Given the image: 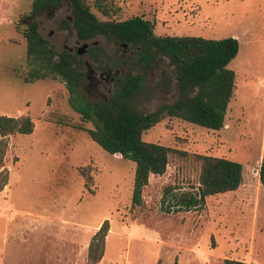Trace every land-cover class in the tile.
<instances>
[{
	"label": "rangeland",
	"instance_id": "rangeland-1",
	"mask_svg": "<svg viewBox=\"0 0 264 264\" xmlns=\"http://www.w3.org/2000/svg\"><path fill=\"white\" fill-rule=\"evenodd\" d=\"M85 1L105 19L94 0ZM109 1L119 9L113 18L141 16L155 25L157 36L238 40L239 54L229 65L236 73V89L225 119L228 127L211 131L166 118L145 132V141L174 152L166 173L151 175L142 205L134 206L136 163L90 139L87 130L94 125L70 107L65 82L23 81L31 68L22 31L33 20L35 0H0V116H29L35 123L33 134L7 139L9 182L0 192V264H89L90 242L106 220L110 231L98 264H225L227 259L264 264V187L259 179L264 159V0ZM35 21L59 53L77 54L84 44L107 53V69L81 56L89 75L81 90L91 100H108L116 79L140 72L130 45L103 36L79 40L68 0ZM177 97L172 68L163 58L132 103L152 111ZM198 155L241 163L242 185L208 198L198 211L164 212L165 188L173 186L180 193L199 187ZM87 166L92 168V193L80 171Z\"/></svg>",
	"mask_w": 264,
	"mask_h": 264
},
{
	"label": "trees",
	"instance_id": "trees-1",
	"mask_svg": "<svg viewBox=\"0 0 264 264\" xmlns=\"http://www.w3.org/2000/svg\"><path fill=\"white\" fill-rule=\"evenodd\" d=\"M64 0H35L31 12L32 22L22 31L27 47L30 70L23 81L39 80L65 82L70 107L85 123H92L87 133L93 141L112 155L136 163L133 205L143 203L142 193L151 175H164L174 150L158 143L147 142L143 134L166 118L221 131L229 105L236 89V73L229 68L237 57L240 45L237 39H206L198 36H157L155 25L141 16L126 20L113 18L119 9L109 0H94L95 8L105 17L101 19L85 0H68L76 35L81 41H91L98 36L117 44L136 49V65L140 72L127 73L115 80V87L108 100H91L82 87L89 78L85 64L78 54L59 53L46 39L35 21L43 11H55ZM66 25H68L65 22ZM89 57L109 68L107 53L98 45L88 49ZM98 55L102 57L99 61ZM168 60L178 89L175 101L163 104L152 111L136 108L132 100L141 91L147 76L162 59ZM105 59V60H103ZM35 123L29 116L19 118L0 116V192L9 182L6 168L7 139L12 135H31ZM201 161L199 187L178 193L168 186L164 190L162 209L179 213L203 209L208 198L237 191L243 183V165L225 157L198 155ZM85 187L90 192L93 183L92 168H81ZM259 179L264 187V159L259 169ZM110 222L106 220L94 234L89 245V264H98L105 254ZM225 264H246L227 259Z\"/></svg>",
	"mask_w": 264,
	"mask_h": 264
},
{
	"label": "water",
	"instance_id": "water-1",
	"mask_svg": "<svg viewBox=\"0 0 264 264\" xmlns=\"http://www.w3.org/2000/svg\"><path fill=\"white\" fill-rule=\"evenodd\" d=\"M91 45H96V44H91ZM90 44H84V46L82 48H79L78 51H77V54L79 56H85L88 54V49L89 47L91 46ZM71 52V51H69ZM72 53V52H71Z\"/></svg>",
	"mask_w": 264,
	"mask_h": 264
},
{
	"label": "crops",
	"instance_id": "crops-1",
	"mask_svg": "<svg viewBox=\"0 0 264 264\" xmlns=\"http://www.w3.org/2000/svg\"><path fill=\"white\" fill-rule=\"evenodd\" d=\"M228 127V125H226V128Z\"/></svg>",
	"mask_w": 264,
	"mask_h": 264
}]
</instances>
